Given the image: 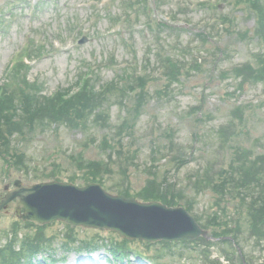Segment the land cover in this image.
Here are the masks:
<instances>
[{
    "label": "rangeland",
    "instance_id": "374dc122",
    "mask_svg": "<svg viewBox=\"0 0 264 264\" xmlns=\"http://www.w3.org/2000/svg\"><path fill=\"white\" fill-rule=\"evenodd\" d=\"M23 1L0 0L1 96L14 95L5 89L17 82L7 76V64L27 41L26 35L37 33L47 45L33 56L38 60L25 75L41 83L38 95L48 102L59 88L68 92L76 85L80 89L78 80L88 73L94 74L93 80L99 78L97 89L124 82L126 77L115 68L120 64L127 67L128 79L135 85L145 83L147 95L120 97L113 89L90 114L106 121L72 117L68 125L58 121L15 139L8 153H22L26 162L13 165L0 155V198L6 194L5 186L13 188L18 179L25 186L54 180L79 187L99 183L113 195L186 208L211 234L234 231L238 209H244L239 190L222 187L231 192L222 196L195 182L208 170L216 184L221 179L229 182L247 155L257 159L264 172V38L258 36L262 19L253 10V0H206V5L198 7H191L187 0H140L137 5L126 0L129 10L123 9L124 0L103 9L92 5L101 0H40L32 18ZM260 3L264 8V0ZM133 5L139 8L134 12L135 23L147 26L133 29L130 19L123 35H108L113 24L110 16L130 13ZM79 22L85 31L81 34L88 38L81 46L77 44ZM166 60L176 65L168 67L169 79ZM132 63L147 69V80L135 77ZM257 196L264 200V189ZM17 204L15 200L0 212V249H11L10 244L19 249L27 241L45 249L23 254L20 264H73V259L81 258L87 264L91 260L97 264H208L213 261L208 255L224 264L231 255L238 264H243V257L264 264V241L259 243L249 234L246 215H241L242 252L238 254L229 243L213 245L205 239L149 243L125 240L114 231L71 228L58 221L38 226L18 218ZM87 240H95L97 249H80ZM114 244L123 251L120 257L113 255Z\"/></svg>",
    "mask_w": 264,
    "mask_h": 264
},
{
    "label": "water",
    "instance_id": "95a60500",
    "mask_svg": "<svg viewBox=\"0 0 264 264\" xmlns=\"http://www.w3.org/2000/svg\"><path fill=\"white\" fill-rule=\"evenodd\" d=\"M0 202V211L19 198L17 215L24 221L45 225L55 220L72 227L83 226L117 231L122 237L148 242L209 238L195 218L183 207L159 202L142 203L107 193L99 184L79 188L49 182L24 188L21 181Z\"/></svg>",
    "mask_w": 264,
    "mask_h": 264
},
{
    "label": "trees",
    "instance_id": "16d2710c",
    "mask_svg": "<svg viewBox=\"0 0 264 264\" xmlns=\"http://www.w3.org/2000/svg\"><path fill=\"white\" fill-rule=\"evenodd\" d=\"M260 1L261 0H253L251 3L254 4L253 10L259 14L260 20L262 19L261 27L263 30L258 31V36L264 38V15H262L264 14V8ZM262 62H264V60H262ZM110 90L111 89H108L105 92L99 93L91 90L89 92H81L77 96L72 97L71 101H59L57 103L54 101L48 102L42 99V97L38 95L37 91H32L30 94L28 92L29 95L27 94V98L20 102L21 104L19 107L15 106V108H10L6 105V102H3L0 105V153L3 151L2 148L9 149L11 147L15 137L18 136L26 138L28 135L34 133L38 128H47L53 123H58V121H62L68 125L73 122V120H71L72 117L78 116L85 117V120L93 119V121L96 120L99 123H101V121H106L100 116L90 118V114L99 103L98 100L103 98V101L108 97L107 93ZM109 94L113 93L109 92ZM120 94V97H126L123 93L120 92ZM47 103L48 106L46 105ZM236 109H238V107H236ZM105 125L110 126L108 122ZM14 160L16 163H21L23 157L22 155L17 154L15 155ZM240 163L241 164L238 167V170L233 172L234 174L231 178H229L230 181L227 183H229L231 187L239 189L244 209H238L240 218L238 217V220L234 221V231L225 232L224 235L222 233L213 234L214 237L220 238L219 242H211L213 245H229L230 242L222 238L229 235L233 237L237 244L241 245L242 238L240 236L242 233L240 223L243 219L241 215H246L247 217L246 220L249 228V234L253 237L259 238L257 240L259 243L260 240L264 241V200H260L258 196L256 197V195L263 192L264 189V182H262V177L264 175L261 166L262 164L258 162L257 159H253L252 156L248 155L245 156ZM86 164H88L89 167L97 168L96 164H93L92 162H88ZM205 175H208L209 178H206ZM201 177L204 178L200 179ZM201 177L199 178L200 180H197L195 183L205 188L218 191L222 196L226 195V193H230V191L225 192L222 188L226 186V180L221 179L222 182H218L216 184L213 178H211L212 176L210 170H208V172L204 171ZM222 184L224 185L221 186ZM153 185L154 182L151 183V187ZM151 187L149 186L147 188ZM161 188L162 185L160 186V189ZM10 247L11 249H1L0 264H19L22 253L26 251L25 247L20 249L18 252L14 250L13 246ZM243 255L247 256L246 253ZM211 256L212 255H208V258L213 261L208 264H223L219 259H212ZM226 260H228L229 264H237L231 256H227ZM245 262L247 264H253L248 257L245 259Z\"/></svg>",
    "mask_w": 264,
    "mask_h": 264
},
{
    "label": "bare ground",
    "instance_id": "6f19581e",
    "mask_svg": "<svg viewBox=\"0 0 264 264\" xmlns=\"http://www.w3.org/2000/svg\"><path fill=\"white\" fill-rule=\"evenodd\" d=\"M91 261H92V264H97L96 261H94V260H91ZM71 263H73V264H87L86 263V258H84V259L81 258V259H78V260L77 259H73Z\"/></svg>",
    "mask_w": 264,
    "mask_h": 264
}]
</instances>
